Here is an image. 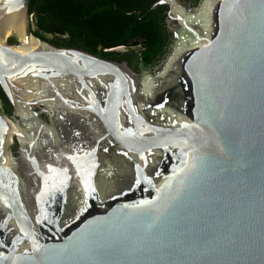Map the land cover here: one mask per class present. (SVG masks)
<instances>
[{
    "label": "water",
    "instance_id": "1",
    "mask_svg": "<svg viewBox=\"0 0 264 264\" xmlns=\"http://www.w3.org/2000/svg\"><path fill=\"white\" fill-rule=\"evenodd\" d=\"M160 5L176 45L138 74L0 0V264H264V0Z\"/></svg>",
    "mask_w": 264,
    "mask_h": 264
},
{
    "label": "trees",
    "instance_id": "2",
    "mask_svg": "<svg viewBox=\"0 0 264 264\" xmlns=\"http://www.w3.org/2000/svg\"><path fill=\"white\" fill-rule=\"evenodd\" d=\"M156 0H29L33 35L62 48L85 50L112 61L138 66L156 63L168 38L161 23V7L140 20ZM116 5V6H115ZM9 42H14L10 37ZM123 47V51L114 50ZM0 109L9 114V104L0 89Z\"/></svg>",
    "mask_w": 264,
    "mask_h": 264
},
{
    "label": "flooded vegetation",
    "instance_id": "3",
    "mask_svg": "<svg viewBox=\"0 0 264 264\" xmlns=\"http://www.w3.org/2000/svg\"><path fill=\"white\" fill-rule=\"evenodd\" d=\"M157 1H159V0H156L154 2H157ZM177 1L181 5H188L189 8H194V7H196L198 5L200 0H177ZM158 7L162 8V10H161V14H162L161 19L162 20H160V21L166 28V32L168 33V38L166 39V41L164 43L163 50L158 52V54L156 55V63L154 65L147 66V67H144V68L142 66H138L136 71H135L127 64L134 72H136L138 74H141V73L154 74V73H156L158 66H160L166 60V58L170 55L171 51L173 50V48L176 45V37H175L174 33L171 31L170 25L171 24H177L178 22H177L176 19H172L171 18L172 13H171L170 6H168V5H160ZM135 13L137 14V16H138V18L140 20L145 19L149 15L148 14L146 17H144L145 14H146L145 13L144 16L141 17L142 13H141V10H139V9H136L135 11L132 12V14H135ZM13 38H14V42H12V43H15L16 42V38L15 37H13ZM8 42H9V39H8ZM9 43H11V42H9ZM121 62H125V61H121ZM7 102H8V100H7ZM8 104H9V102H8ZM9 108H10L9 114H6L4 112H2V113L4 115H6L8 118L13 120V109H12V106L10 104H9ZM38 110L39 109H36V111H38ZM42 117L46 120V122H48L47 117L44 114H42ZM10 149H11V152L13 154V157L18 158L19 155H20L19 154V142L15 138V136H12V143H11Z\"/></svg>",
    "mask_w": 264,
    "mask_h": 264
},
{
    "label": "bare ground",
    "instance_id": "4",
    "mask_svg": "<svg viewBox=\"0 0 264 264\" xmlns=\"http://www.w3.org/2000/svg\"><path fill=\"white\" fill-rule=\"evenodd\" d=\"M20 22H21V16H13V17L11 16L6 19H3V22L0 23V28H3L7 24L8 27L13 28L18 32L20 31L21 28ZM34 46L35 44L29 42L28 44L29 48H33Z\"/></svg>",
    "mask_w": 264,
    "mask_h": 264
}]
</instances>
